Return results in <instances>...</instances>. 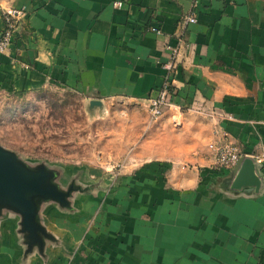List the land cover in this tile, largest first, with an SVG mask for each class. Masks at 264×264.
<instances>
[{"label":"crops","instance_id":"crops-1","mask_svg":"<svg viewBox=\"0 0 264 264\" xmlns=\"http://www.w3.org/2000/svg\"><path fill=\"white\" fill-rule=\"evenodd\" d=\"M10 6L24 14L0 52V94L68 89L180 129L134 121V164L113 180L87 166L83 179L59 177L73 188L65 202L36 198L32 232L0 202V264H264V179L233 188L234 168L216 164L228 139L264 148V0H0V30ZM186 27L177 108L154 120L148 98Z\"/></svg>","mask_w":264,"mask_h":264},{"label":"rangeland","instance_id":"rangeland-1","mask_svg":"<svg viewBox=\"0 0 264 264\" xmlns=\"http://www.w3.org/2000/svg\"><path fill=\"white\" fill-rule=\"evenodd\" d=\"M144 118L141 108L133 112L118 105L90 108L87 100L68 89L2 93L0 145L11 150L28 170L51 172L52 181L59 177L83 179L88 174L77 173L76 169L86 166L101 170L92 178L109 176L113 180L120 170L135 162L140 129L134 121L159 126L163 135L180 129L166 119L167 115L157 121Z\"/></svg>","mask_w":264,"mask_h":264},{"label":"water","instance_id":"water-1","mask_svg":"<svg viewBox=\"0 0 264 264\" xmlns=\"http://www.w3.org/2000/svg\"><path fill=\"white\" fill-rule=\"evenodd\" d=\"M103 106L102 100L93 98L89 107ZM51 172L45 169L30 171L18 161L16 155L0 145V202L14 205L23 216V225L31 232L36 230V198L51 197L65 202L73 188L72 184L62 188L58 182L52 181ZM233 188L254 187L259 190L262 178L257 172L256 164L251 156H243L240 164L234 168L231 179Z\"/></svg>","mask_w":264,"mask_h":264},{"label":"built area","instance_id":"built-area-1","mask_svg":"<svg viewBox=\"0 0 264 264\" xmlns=\"http://www.w3.org/2000/svg\"><path fill=\"white\" fill-rule=\"evenodd\" d=\"M116 6H121L122 1L114 2ZM5 18L6 26L0 30V52L6 53L13 42L14 33L18 27V20L23 16L24 10L17 7H4L1 8ZM197 21L196 10L192 9L186 16L185 22L187 25ZM157 32L161 30L157 27H153ZM186 28H182L177 31L173 36L174 42L167 45L169 49L168 58L163 63L166 69L165 79L158 89V91L148 98V111L152 119L161 117L169 106L177 108L174 103V95L176 88L174 86L175 72L178 70L180 55L182 54L184 47L187 45ZM175 123L178 121L175 119ZM243 156H251L256 164L257 172L264 179V148L254 154L244 152L240 146L234 142L225 141L218 147L216 154V164L221 167L235 168L240 164V160Z\"/></svg>","mask_w":264,"mask_h":264}]
</instances>
